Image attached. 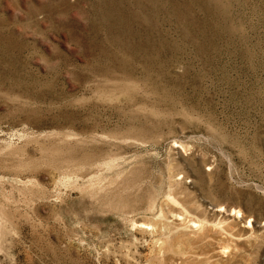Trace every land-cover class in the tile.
<instances>
[{
    "label": "rangeland",
    "instance_id": "1",
    "mask_svg": "<svg viewBox=\"0 0 264 264\" xmlns=\"http://www.w3.org/2000/svg\"><path fill=\"white\" fill-rule=\"evenodd\" d=\"M0 264H264V0H0Z\"/></svg>",
    "mask_w": 264,
    "mask_h": 264
},
{
    "label": "bare ground",
    "instance_id": "2",
    "mask_svg": "<svg viewBox=\"0 0 264 264\" xmlns=\"http://www.w3.org/2000/svg\"><path fill=\"white\" fill-rule=\"evenodd\" d=\"M234 210V209H233ZM239 212V211H238Z\"/></svg>",
    "mask_w": 264,
    "mask_h": 264
}]
</instances>
